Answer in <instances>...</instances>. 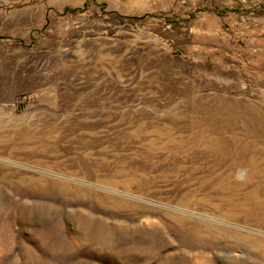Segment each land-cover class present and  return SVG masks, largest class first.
Returning <instances> with one entry per match:
<instances>
[{
	"label": "rangeland",
	"instance_id": "1",
	"mask_svg": "<svg viewBox=\"0 0 264 264\" xmlns=\"http://www.w3.org/2000/svg\"><path fill=\"white\" fill-rule=\"evenodd\" d=\"M0 264H264V0H0Z\"/></svg>",
	"mask_w": 264,
	"mask_h": 264
}]
</instances>
